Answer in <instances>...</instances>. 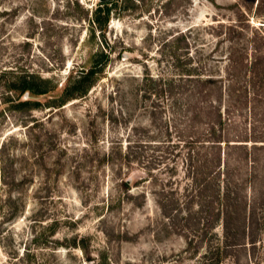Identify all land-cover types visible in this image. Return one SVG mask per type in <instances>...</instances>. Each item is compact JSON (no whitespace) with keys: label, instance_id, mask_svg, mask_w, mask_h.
I'll use <instances>...</instances> for the list:
<instances>
[{"label":"rangeland","instance_id":"rangeland-1","mask_svg":"<svg viewBox=\"0 0 264 264\" xmlns=\"http://www.w3.org/2000/svg\"><path fill=\"white\" fill-rule=\"evenodd\" d=\"M99 2L0 0V264H264V0H118L89 93L17 106L100 60Z\"/></svg>","mask_w":264,"mask_h":264},{"label":"trees","instance_id":"trees-1","mask_svg":"<svg viewBox=\"0 0 264 264\" xmlns=\"http://www.w3.org/2000/svg\"><path fill=\"white\" fill-rule=\"evenodd\" d=\"M117 6L118 0H111L107 2L100 1L99 5L95 8L92 15L88 19L92 26V29H94L95 32H98V37L104 46V49L101 50L100 53V60L95 61L93 65L87 69H81L77 71L73 70L67 78L66 85H64L63 83L61 87L57 83H53L50 78L41 77L39 74H36L32 71H21L20 73H17L16 79L9 82V90L11 92H15L18 97L17 106L37 108L41 105V100L38 98L40 96L48 95V107L56 109L63 107L69 101L86 96L94 86L93 80L102 71L111 55V51H109V49H107L106 47H109V43L105 36V31L108 27V22L110 20L111 14L114 12V8ZM49 85L51 86L49 87ZM165 91L166 89L161 88L157 92L163 94ZM26 94L28 95V98L23 99L24 95ZM216 109H218V107ZM224 112L225 108L223 106L219 107L217 111L218 120L215 123L216 125H220L222 130L227 119ZM212 124L213 122L209 125V128L206 130V132L203 133L207 136V139H200L202 136L198 137L197 135H192L190 138L193 139V143H197V145H200V147L201 145L210 144L215 145L214 147L216 148H219L221 150V157L219 156L220 159L218 167H225L226 164L224 163L226 162H224V160L222 159L223 144L226 143L227 145L231 146H240L243 144L237 143L238 141H240V139H228L224 135H217L218 137H215L218 130L214 127H211ZM234 141L237 142L232 143ZM207 162L209 161L207 160ZM129 183V181H125L124 185H128Z\"/></svg>","mask_w":264,"mask_h":264},{"label":"water","instance_id":"water-1","mask_svg":"<svg viewBox=\"0 0 264 264\" xmlns=\"http://www.w3.org/2000/svg\"><path fill=\"white\" fill-rule=\"evenodd\" d=\"M101 2H107V1H110V0H100Z\"/></svg>","mask_w":264,"mask_h":264}]
</instances>
